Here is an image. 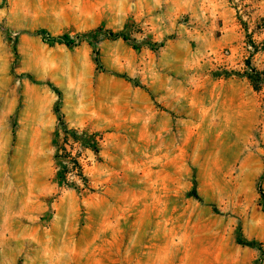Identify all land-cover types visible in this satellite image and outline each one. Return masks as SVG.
Wrapping results in <instances>:
<instances>
[{"label": "rangeland", "instance_id": "1", "mask_svg": "<svg viewBox=\"0 0 264 264\" xmlns=\"http://www.w3.org/2000/svg\"><path fill=\"white\" fill-rule=\"evenodd\" d=\"M0 264H264V0H0Z\"/></svg>", "mask_w": 264, "mask_h": 264}, {"label": "trees", "instance_id": "2", "mask_svg": "<svg viewBox=\"0 0 264 264\" xmlns=\"http://www.w3.org/2000/svg\"><path fill=\"white\" fill-rule=\"evenodd\" d=\"M41 36L44 40H47L48 36L46 33H41ZM57 41L65 43L68 46L74 44V40L70 39L68 35L58 38ZM71 141L76 144L81 143L85 148L97 151L95 147V134L91 135L88 132L80 133L78 130L65 128L63 144L58 146L55 154V159L59 164L58 178L67 186L74 184V182L69 180L70 177L79 180L83 186H87L88 180L78 157L73 156L66 148V144H69Z\"/></svg>", "mask_w": 264, "mask_h": 264}]
</instances>
